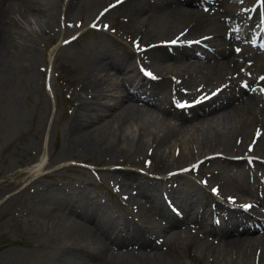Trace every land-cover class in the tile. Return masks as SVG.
Instances as JSON below:
<instances>
[{
  "label": "rangeland",
  "instance_id": "rangeland-1",
  "mask_svg": "<svg viewBox=\"0 0 264 264\" xmlns=\"http://www.w3.org/2000/svg\"><path fill=\"white\" fill-rule=\"evenodd\" d=\"M133 1L124 0L114 6L117 0H0V36L4 35L7 44L0 53V264H135L130 259L105 254V248L104 252L101 249L103 241L109 246L107 239L117 234H123L120 236L126 238L129 248L130 242H137L132 238L136 234L151 237L149 250H135L143 259L141 264H259L255 253L253 260L243 259L238 256L243 250L235 255L234 251H227L216 240L214 243L215 238L208 234L203 235L206 240L189 237L179 241L166 237V243H162L161 235L166 231L159 230L165 222L160 220V225H150L152 209L147 202L151 200L155 204V201H160L165 181L160 178L152 182L149 177L162 176L168 170H174L169 173H179L171 181L175 185H171V190L195 192V196L205 201L203 211H208L210 198L215 197L220 203L226 202L218 194L229 192L242 195L246 200L244 205H256L252 197L264 198V189L253 177L255 172L262 170L260 168L246 166L242 170L236 167L231 169L218 165L214 160L201 164V159L200 165L194 166L196 171H187L192 167L189 164L197 161L200 153L206 157L230 156L220 148L207 149L205 144L200 152L198 141L204 133L194 132L190 124L182 122L175 112L178 104L184 105L190 98L193 100L195 96L205 93H208V98L219 90V85H223L229 75L227 68L199 66L197 72L190 71L193 73L190 76L188 73L181 74L179 82L182 91L166 92L162 89V95L170 99L169 104H161L158 99L160 94L148 96L167 110L164 116L169 119L172 134L163 141L160 139L166 129L158 124L155 117L160 114L152 105L131 101L149 114H135L134 109H125L127 112L122 110L116 114L122 105L129 103V100L123 99L116 108L101 111L105 109L103 105L113 104L116 91L124 79L128 75L132 77L130 68L140 65L159 70L155 69L157 65L151 62L146 53L135 56L130 49H143L142 45L169 44L178 36L181 41H192L187 33H181L182 26L172 30L169 22L159 23L157 19H152L153 14L157 17L160 15L156 8L150 6L154 0L131 6ZM257 1L259 4L254 7L256 0H226L225 5L230 6L227 8L233 10L227 20L222 11L223 1V6H216V20L227 24L232 37L236 31L241 45L249 44L253 38L256 40L260 33L264 36V9L262 0ZM252 14L253 20L249 22L252 25H248L247 17ZM130 16L136 17L132 25ZM233 49L237 50V45H233ZM102 64H111L127 71L123 75L118 73V69L108 68L115 84L105 86L102 97L90 101V94L81 89L86 83L83 76L87 75L83 72ZM216 69L222 73H212ZM237 70L242 82L251 79L248 85L250 92L264 89V81H254L264 76L255 66L244 62ZM232 76L235 78L234 72ZM158 77H162L167 86L170 78H177L170 73H162ZM235 80L238 82V78ZM177 97L181 99L176 103ZM263 100L262 95L256 103ZM83 101L91 104L97 102L101 116L90 118L87 127L84 126L78 134L85 137L84 129H89L91 135L80 139L81 136L73 134L70 124ZM171 104H177V107L173 108ZM226 108L213 111L210 118L202 123L213 125L207 134L224 133L228 127L232 130L238 126L235 114L225 116L223 111ZM182 123L186 125L180 127ZM263 124L264 117L259 115L246 127L243 138L240 137L235 150L251 149L247 152L248 156L237 155L242 160L251 157L264 160L260 150L264 145ZM176 138L182 141L174 143ZM115 143L117 148L110 155H104L99 150L98 145ZM42 155L45 156L43 171L41 169L38 175L31 176L29 167L38 162ZM122 177H127V181H122ZM129 180L131 185H128ZM133 183L140 185L135 187ZM122 191L125 192L122 197L128 199L129 203L120 199L118 194ZM134 191L137 194H132ZM142 193L146 198L141 196ZM129 204H137V207L131 208ZM221 206L215 208L219 222L225 217ZM256 206L257 215L252 211L248 215L264 223V209ZM162 207L171 213L163 204ZM194 209L196 212L201 210L192 202L183 215L190 216V211L194 212ZM241 209L245 211L244 207ZM79 214L84 219H80ZM83 224L88 229L83 228ZM202 226L204 229L208 226L206 221L201 223L199 233L204 230ZM256 231L253 230L252 234H256ZM126 248L118 250L129 254L130 250L126 252ZM246 249L245 253L255 251L253 247ZM263 250L257 249L259 258L264 257Z\"/></svg>",
  "mask_w": 264,
  "mask_h": 264
},
{
  "label": "bare ground",
  "instance_id": "bare-ground-1",
  "mask_svg": "<svg viewBox=\"0 0 264 264\" xmlns=\"http://www.w3.org/2000/svg\"><path fill=\"white\" fill-rule=\"evenodd\" d=\"M130 1H133V0H130ZM222 1L224 3V7H222L223 8L222 11L224 12V15H226L225 19L227 20V16H229L228 14H230L231 16L232 15L231 13H233V10L227 8L230 6L225 5L226 0H213L211 3L212 6L207 4L206 10L204 12L201 10V5L200 6L196 5V4H199L200 0H154V1H151L150 6L153 8H156L158 13H160L159 17L153 14L152 16H154V18L152 19H157L159 23L163 21L169 22L170 24L169 26H173V27H170L172 30L176 27L178 28L182 26L183 28L181 30V33H184V32L187 33L188 34L187 36H189L190 40H193V41L192 42L181 41L178 36V38H174L173 40L176 43L157 44L154 46H148L143 49L141 48L138 49L137 47H135L134 50L130 49V51L135 53L134 54L135 56L140 55V53L142 52L146 53L147 56L152 60L151 62L157 65L155 69H159V70L154 71V69H147L145 66H140V65H136V67L134 66L130 68L129 71L130 73H133L134 76L132 74V77L130 78L128 77L129 76L128 75L124 79V81L121 84L120 89L116 91V96L114 97L113 104L103 105L105 109H101V111L108 112L111 108L113 109L116 108V106L121 105V100L123 99L129 100V103L125 106L122 105V107L118 109L116 114H119L120 112H122V110H124L125 112L126 111L125 109H127L128 111H132L134 109L133 111H135V114L136 113L149 114L147 111L144 112L143 110H140L137 106H135V103L133 105L131 101L152 105L154 108H156L159 111V114H160L155 117L156 120L158 121V124L165 127L166 129V131L163 132L164 134L162 138L160 139V141H163L165 137H168L170 134H172V132L169 131L171 127L168 121L169 119H167L164 116L167 110L161 105L156 104L148 96H155L157 94L158 95L160 94L161 96L158 99H160L161 104H169L170 99H167L166 96H163L164 94L162 95V89H165L166 92L173 91V90L176 92L182 91L183 88L181 87L180 82H179L180 81L179 76L181 74L188 73V75L190 76L191 74H193V73H190V71L193 72L195 70V72H197L196 69L199 66L206 67L209 69L210 68L212 69H215V68H225L226 69L227 68L226 70L229 71V75L227 76V80L223 82L222 87H220L221 88L220 91H218L215 95H212L211 97L206 98V99H203V97L207 93L201 96H195L193 100L190 98L189 101H187V104L184 105L185 108L179 107L175 110V112L178 113L182 122H187V124H190L189 127L193 128L194 132L196 133L200 132V134L201 132L204 133V135L200 136V139H199L200 141H198V143L200 142L198 144L200 152L203 151L204 149L203 144H205L207 146L206 147L207 149L220 148L223 151H227L230 156L231 155L232 156L242 155V157L248 156L247 152H249L250 150L247 151L246 149H244L241 152H237L235 150V147L238 141L240 142L239 140L240 137L243 138L246 127L251 123V121L256 120V118L259 115L262 118L264 117V102L256 103V100H259V98H261L262 95L264 96V94L259 95L257 93V96L255 97L254 96L255 92L254 91L250 92L248 89V83H250V80L242 82L241 81L242 79L238 77V76H241V74L239 73L237 75V72H238L237 69L239 68V64H238L239 62L237 63V59L236 57H234L237 55H235V53H233L232 51V45L234 44L236 45L237 41L234 37H232L229 34V30L227 29V26H226L227 24L225 25V23L223 24L221 22H218L215 16L216 14L215 7L217 5L223 6L221 4ZM142 3H147V0H134L131 6L142 4ZM263 3H264V0H262V4ZM263 9H264V5H263ZM135 11H137V8ZM253 14L247 17L248 22H252L253 16H254ZM152 16H147V18L152 17ZM211 16H212V19H211ZM135 18H136L135 16L134 18L133 16H130L131 25L132 23H134ZM221 19H223V17ZM5 44H6V40H5L4 35H2L0 36V53L2 50L6 48L7 44L6 45ZM239 57H241V53ZM242 57H243L242 58L243 61L244 60L245 61L254 60V62H252V65L255 66L262 75H264V54H256V56L254 57L253 56L252 57L242 56ZM1 66L2 65L0 63V67ZM108 66H105L104 64H102L97 67H93V69H90V68H88V70L85 69V71L83 72V73H86L87 75L83 76V79H86V83L85 82L83 83L84 85L81 87V89L86 90L90 94L89 95L90 101H94V100L96 101V99H98V97L101 96V92L103 91L105 86H109L113 83L115 84V79L113 78L112 75L108 73V68H110L111 70L118 69L119 74H123V75L126 74V71H127L126 69L120 70V68L114 65H111V64H109ZM145 72L150 73L151 74L150 77H155V79L145 77L146 76ZM232 72H234V74L236 75L235 78H238L237 80L238 82H236L235 78L232 76ZM162 73H165V74L170 73L171 75L177 76V78H172V80H174V83H170L167 86V83L164 82L163 78L158 77ZM212 73H222V72H218L216 69V71ZM185 83L189 84L188 81H185ZM131 84H133V87H134L132 90H131ZM244 85H247V87H244ZM189 93L190 91H188V94ZM179 99H181V97H177L176 101H178ZM94 104L83 101V103H81L78 106L76 114L71 119V124H70L71 129L74 132L73 134L75 136H78L79 135L78 132L79 131L81 132L82 128H84V126H86V124L89 121H91L90 118L96 119L101 116V113H99L100 108L98 107V105H96L97 102H95ZM223 107H227L223 111L225 113V116L226 114H235V117L238 118V122H237L238 126L232 128V130H231V127H228L226 129L227 131L225 130L224 133L213 132L211 134H207L209 130L213 127V125L212 124L202 125V123H205L210 118V115L213 111L219 108L223 109ZM173 114H174V111H173ZM124 116H126V114H124ZM129 118L134 119L130 116ZM185 125H186L185 123H182L180 127H183ZM84 130H85V134L84 133L83 134L85 135V137L91 135V132L89 131V129H84ZM79 136H81L80 139L85 138L82 135H79ZM181 141L182 140L179 138H176L173 140L174 143H178V142L180 143ZM98 147H99V150L102 151V153H104V155H107V154L110 155L111 153L115 152L117 148V144L115 143L113 145L110 144L107 146L98 145ZM260 150L264 155V145H263V149L261 148ZM198 159L199 160L202 159L201 164L204 161L205 163L206 162L210 163L211 161L212 162L215 161L218 165H221L223 167H227L231 169L233 167H236V169L238 168V170L240 169L242 170L246 166H250L251 164H254V166H256L257 169L260 168L264 170V160H252L250 158L248 159L244 158L245 160L244 159L242 160V159H239L238 157H226V155L216 156L215 158H211V157L202 156L201 153L199 154ZM44 162H45V156L42 155L41 159L38 162L34 163V165L29 167L31 176L38 175V173L41 171L43 167ZM187 171L194 172L196 171V169L194 166H192V167H189ZM178 176H179V173H169V175L164 176V178H167L166 181L170 182L173 180V178L178 177ZM121 179L122 181H126L127 177H122ZM149 179L156 180L155 178H149ZM128 185H131L130 182L128 183ZM139 185L140 184H134V186H139ZM171 185H173V183L169 184V186ZM182 192L185 194H183ZM169 194H170V197L168 198L169 199L168 202L172 205L174 209H176L177 212H179L178 217L166 212L164 208L162 207V204L160 203V201L158 202L155 201V204H152L151 200H149L148 202V204L150 203L148 207L152 209V214L149 215L150 225L156 226L157 224H159L160 220H163L165 222V224L163 223L164 225H162L159 230V231H166V234L161 235L162 243H166V240H165L166 237L168 240L171 238H174L179 241L185 238H189V237L191 238L194 237L195 239L197 238L201 240H206V238L203 237V235L205 234L199 233L201 230V225L196 224V218H201L202 220L209 223V226H207L208 229L207 227L204 229V226H202V229L204 230L207 229L206 234L212 235L220 246L227 249V251H230V252L234 251L235 255L236 253L238 254L239 250H243L244 252L241 254H238V256L240 255L241 258L243 259L245 258L246 260L248 259L253 260L252 256L255 253L257 256L256 259L259 260L258 263L264 264V257L259 258L258 256V254H260V252L258 251H260V249L262 248L264 249V224L263 223L255 222L254 220L250 219L249 216H247V214L241 213L240 215V214H237L236 211H230L231 220L229 222L226 221L223 225H220L217 228H215V222L213 219H216L215 208L217 209V206L219 205L218 201L210 198L208 202V208H209L208 211H204L201 213V210L199 212H196L195 211L196 209H194V212L190 211V216L188 214L187 216L184 215L185 217H182L180 216V214L186 211L188 206L192 202L194 203V206H197L198 208L203 209L202 205L204 204L205 201L202 200V198H198V196H195L194 195L195 192L193 193L190 190L188 191L182 190L180 192L169 191ZM178 195L180 196L182 195V197H179ZM218 195L222 199L226 200L228 203L230 202V204L237 205V206L242 205L245 200L243 199L242 195H240L237 192L221 193ZM141 196L143 198L144 197L146 198L145 193H142ZM130 199L131 201H134L133 198H130ZM258 203L264 206V199L259 200ZM251 206L253 207L252 211H256L257 207L253 205ZM159 211H161V213ZM188 217L190 218V220L188 219ZM79 218L84 219L83 216H81L80 214H79ZM83 228L88 229V227L85 224H83ZM255 228L258 229L259 232H257L256 234H252ZM120 235H123V234H117V236L114 238H108V239L106 238L107 245L109 246H106L105 241H103L102 242L103 247H101V249H103V252L105 248V254L110 253L117 258H123L125 260L130 259V261L134 262L135 264H141L143 259L139 255H137L138 253L136 254L135 250L137 249L142 250V251L149 250L150 248L148 249V247L151 246V242H150L151 239L149 240L148 237L144 238L143 236L140 237L139 234H136L135 237H132V238H134L137 242L135 241L130 242V248H129L128 242L126 243V238ZM123 247H127L126 249L128 250L126 252L130 250V253L129 254L122 253L118 250ZM247 247L249 248L253 247L255 251L252 252L251 250H249L248 251L249 253H245V251L247 250L246 249Z\"/></svg>",
  "mask_w": 264,
  "mask_h": 264
},
{
  "label": "snow or ice",
  "instance_id": "snow-or-ice-1",
  "mask_svg": "<svg viewBox=\"0 0 264 264\" xmlns=\"http://www.w3.org/2000/svg\"><path fill=\"white\" fill-rule=\"evenodd\" d=\"M120 2H122V0H117V3H120ZM172 43H176L175 41H173ZM198 43V42H197ZM237 51H239V49H237ZM145 75H147V76H151V74L150 73H147V72H145ZM153 79H155V77H152ZM261 80H264V77H261L260 78ZM244 87H247V85H244ZM261 94H264V89H261ZM199 102V101H198ZM251 150V149H250ZM213 192L215 193V189L213 190ZM245 207V209L247 210V208H250L251 207V205H245L244 206Z\"/></svg>",
  "mask_w": 264,
  "mask_h": 264
}]
</instances>
